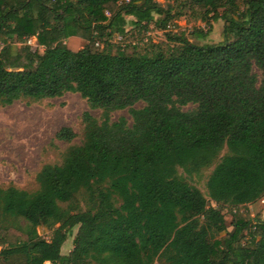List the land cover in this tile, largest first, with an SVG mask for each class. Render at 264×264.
<instances>
[{
    "label": "trees",
    "instance_id": "16d2710c",
    "mask_svg": "<svg viewBox=\"0 0 264 264\" xmlns=\"http://www.w3.org/2000/svg\"><path fill=\"white\" fill-rule=\"evenodd\" d=\"M157 1L0 6V107L72 93L100 111L98 119L83 113L82 143L61 164L41 168L37 190L0 188V264H264V220L235 211L232 231L218 239L224 215L187 181L216 163L205 185L209 201L246 209L264 198V0ZM185 8L208 26L195 38L222 20V41L198 46L167 34L175 45L149 53L110 43L128 24L165 30ZM78 36L87 41L80 50L61 44ZM31 37L43 53L23 47L8 61L6 41ZM189 104L195 109L183 112ZM122 110L131 125L111 121ZM75 137L67 127L56 134ZM75 228L72 250L62 255Z\"/></svg>",
    "mask_w": 264,
    "mask_h": 264
},
{
    "label": "rangeland",
    "instance_id": "374dc122",
    "mask_svg": "<svg viewBox=\"0 0 264 264\" xmlns=\"http://www.w3.org/2000/svg\"><path fill=\"white\" fill-rule=\"evenodd\" d=\"M22 2L23 0H18ZM18 1L0 0V6L6 2L7 6H15ZM54 2L49 3L50 5ZM162 6L166 4L174 6L173 0H158ZM179 10V9H178ZM182 16L171 21L165 30H160L154 25H150L148 31L139 32L132 25L126 26V34L123 37H113L110 43L119 47L125 45H135L137 52L149 53L153 47H160L167 50L175 44L167 41V34H183L186 39L195 45H211L222 41L223 21L211 22L210 32L206 38L197 39L192 33L195 31L207 32L208 26L201 21L200 15L194 8H185ZM108 16V13H106ZM127 21H132L128 17ZM10 46L7 60L13 61L16 55L22 54L23 47H29L30 51L43 53V46L39 45L36 37L23 40H7ZM61 44L71 50H80L87 41L84 37H71L61 41ZM98 50H103L104 44L97 45ZM253 72L260 80V72L254 68ZM142 102L135 104V109H141ZM195 109V105L189 104L181 108L183 112ZM88 112L94 118L100 117L99 110H90L86 101L78 94L67 93L59 98L45 99L38 102H27L26 100L16 101L10 106L0 107V188L14 186L19 190L33 192L37 190L36 175L44 165L61 164L68 148L79 146L83 141V124L81 121L83 113ZM125 118L128 125H131V117L127 110L116 111L111 114V121ZM70 128L76 137L70 141H60L56 139V134L61 128ZM226 153L224 148L219 157ZM218 162V160H217ZM216 164V163H215ZM215 164L203 170L199 175L187 178L192 186L196 187L208 200L209 205L218 208L224 215L226 221V232L220 233L217 238L223 239L226 233L232 231V216L235 211L244 215L247 211L250 217L264 220V198L249 205L246 209L226 205L217 206L209 201L206 191V181ZM183 175L182 171L178 170ZM185 176V175H184ZM236 219H239L238 215ZM76 228L69 232L66 242L63 244V252L71 249ZM38 233L41 238L49 240L51 232L46 228H39ZM246 234V233H245ZM249 236L245 235L244 242H248ZM50 264V263H45Z\"/></svg>",
    "mask_w": 264,
    "mask_h": 264
},
{
    "label": "crops",
    "instance_id": "0c3cea01",
    "mask_svg": "<svg viewBox=\"0 0 264 264\" xmlns=\"http://www.w3.org/2000/svg\"><path fill=\"white\" fill-rule=\"evenodd\" d=\"M71 250H72V247H71L70 250L67 249V251L64 253V252H63V248H61V254H62V255H67Z\"/></svg>",
    "mask_w": 264,
    "mask_h": 264
}]
</instances>
